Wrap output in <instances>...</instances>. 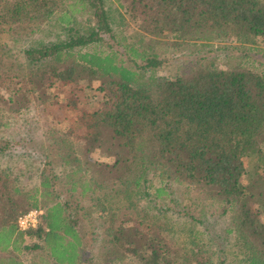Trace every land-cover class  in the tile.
<instances>
[{
	"label": "trees",
	"instance_id": "trees-1",
	"mask_svg": "<svg viewBox=\"0 0 264 264\" xmlns=\"http://www.w3.org/2000/svg\"><path fill=\"white\" fill-rule=\"evenodd\" d=\"M117 2L139 22L132 43L116 40L105 0H79L89 13L84 28L75 26L70 15L80 8L72 4L66 10L59 0H0V109L16 118L35 107L44 124L65 127L61 136L48 130L63 185L43 172L29 192L21 176L0 169V264H90L94 244L104 262L213 264L210 257L199 261L195 237L177 239L166 222L135 209L133 196L147 186L148 174L193 186L221 205L244 264H264V71L195 61L173 80L137 78L163 64L154 52L160 46L232 37L241 50L257 49L264 44V0ZM55 19L65 40L24 50V65L7 61L10 39L32 36ZM94 93L103 104L83 110ZM77 191L92 198L89 209L99 222L87 220L74 202ZM161 195L166 188H155V198ZM31 211H41L36 226L20 230L18 219Z\"/></svg>",
	"mask_w": 264,
	"mask_h": 264
},
{
	"label": "rangeland",
	"instance_id": "rangeland-1",
	"mask_svg": "<svg viewBox=\"0 0 264 264\" xmlns=\"http://www.w3.org/2000/svg\"><path fill=\"white\" fill-rule=\"evenodd\" d=\"M59 1L66 7V10H69L67 7L69 4H72L75 10L80 8L78 7L79 0ZM105 8L116 40L123 44L132 43L128 38L137 30L138 20L129 17L117 0H105ZM70 16L77 28L86 27V19L89 16L87 10L80 8L79 12H74ZM63 28V25L55 19L40 25L32 36L11 37L13 40L9 38L10 43H7L4 38L3 42L8 44L9 49L7 61L16 66L24 65V50L65 40L66 33ZM123 38L125 40H121ZM146 40L149 41L148 38ZM256 48L251 52L242 49V52L232 37L206 44L183 45L177 49L160 46L155 48L154 52L161 60H164L163 64L155 69L141 71L137 78L139 83L173 80L188 71L195 61L223 71H228L235 65H241L253 71L262 72L264 71V54L259 50L264 49V44L259 41ZM94 95L89 96L88 94L86 99L84 98L85 101L83 100L81 106L83 110L92 111L93 108L103 104L102 96L96 93ZM76 114V112L73 113L74 116ZM43 122L44 118L39 115L35 107L21 113L16 118L7 113L5 106L0 109V169L7 168L21 176L19 181L29 192L38 186L40 175L43 172L54 174L59 186L64 182L65 170L62 167L60 153L57 152V145L53 143L48 130L53 128L56 135L61 136L65 127ZM244 165L248 166L251 163L246 160ZM250 175L251 173L243 178L244 184H247ZM147 179H149L147 186L138 189L137 194L133 196L132 201L136 210L146 209L149 213L159 217L169 225L177 239L188 242L193 241L195 237L194 241L199 243L203 250V257H205H200V262H206L210 257L213 264H244L243 255L238 250L234 234L227 231L229 214H222L221 205L205 200L201 190L193 186L176 183L168 185L166 179L162 181L153 178L151 174H148ZM160 186L166 188L168 195L155 198L154 190ZM79 193L80 191H77L74 194V202L83 207L82 212L87 220L90 215L93 224L99 222L97 218L99 215L89 209L94 203L89 202L92 198L80 197ZM93 198L99 199L101 195L95 193ZM100 202L104 203V200ZM138 220H140L139 215H136V221ZM262 221L264 222V218ZM97 236H103L101 231H97ZM98 240L100 241V238ZM29 242L28 240L26 243ZM89 258L90 264H132L128 260L117 262L108 259L104 262L101 249L97 244H94V250Z\"/></svg>",
	"mask_w": 264,
	"mask_h": 264
},
{
	"label": "built area",
	"instance_id": "built-area-1",
	"mask_svg": "<svg viewBox=\"0 0 264 264\" xmlns=\"http://www.w3.org/2000/svg\"><path fill=\"white\" fill-rule=\"evenodd\" d=\"M41 214V211H31L18 219V228L20 230H27L33 228L37 224V216Z\"/></svg>",
	"mask_w": 264,
	"mask_h": 264
}]
</instances>
